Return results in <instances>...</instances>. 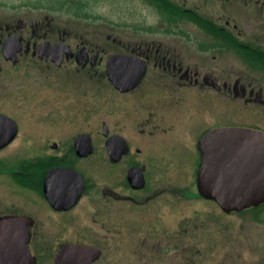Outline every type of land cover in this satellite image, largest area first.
Returning <instances> with one entry per match:
<instances>
[{
	"label": "flooded vegetation",
	"instance_id": "af4514ba",
	"mask_svg": "<svg viewBox=\"0 0 264 264\" xmlns=\"http://www.w3.org/2000/svg\"><path fill=\"white\" fill-rule=\"evenodd\" d=\"M90 1L102 0H0V115L7 119L0 122V160L9 162L5 177L14 196L0 201V264H116L118 241L136 229L133 225L143 220L138 216L147 210L166 230L171 197L180 202L190 187L197 189L203 135L219 128L213 126L214 108L204 107L205 128H211L194 137L195 146L185 144L194 129L182 124L179 111L171 121L168 103L184 89L235 91L229 75L225 90L219 88L213 71L203 74L185 66L181 56L162 45L119 52L143 59L147 70L133 90L117 91L118 132H113L105 117L104 49L59 38V13L91 16ZM143 1L162 24L172 26L193 16L198 28L212 32L214 42L198 44L199 53H215L218 60L221 52L236 50L245 60L264 62V44H251L242 34L263 27L255 18L264 17V0ZM208 4L212 9L204 12ZM151 67L161 73L155 75ZM75 71L97 81L94 99L79 82L74 103ZM148 85L160 87L153 91L155 105H150L157 112H147L140 120L137 113L148 105L151 93L138 92ZM197 110L190 115L196 118ZM172 136L183 148L193 149L187 162L176 160ZM248 149L239 162L231 156L227 163L245 169L247 174L239 179L261 190L264 161L251 154L261 146ZM171 176L184 185L171 186Z\"/></svg>",
	"mask_w": 264,
	"mask_h": 264
},
{
	"label": "rangeland",
	"instance_id": "374dc122",
	"mask_svg": "<svg viewBox=\"0 0 264 264\" xmlns=\"http://www.w3.org/2000/svg\"><path fill=\"white\" fill-rule=\"evenodd\" d=\"M146 3L143 0L90 1L91 16L59 13V38L74 46L90 44L101 47L105 51V60L119 52L132 53L140 47L145 50L162 45L181 56L185 66L199 69L203 74L213 71L219 78V88L224 90L223 83L229 75L232 80L230 82L235 86V91L231 93L226 94L223 90L220 93H206L196 89H179L177 100L168 103L170 118L180 116L179 120L184 126L194 129L191 139L187 138L185 144L195 146L197 139L194 137L211 128V124L205 128L207 122L202 112L204 107L214 108L217 124L213 126L264 131V62L258 64L245 60L236 50H228L226 54L221 52L218 60L214 59L218 56L215 53L201 54L198 44H212V32L198 28L193 16L179 18V22L172 26L162 24ZM211 9L208 4L203 11L210 12ZM255 19L264 22V17ZM242 34L251 44L254 41L256 44H264V25L260 30H243ZM152 69L154 68L151 67L150 72H155ZM155 73L158 76L161 72ZM154 80L159 84L163 82L160 78ZM74 82V103L79 82L87 86L90 98L94 99V84L97 81L87 80L83 75L78 76L75 71ZM151 87L148 85L138 90V95L151 93H148L150 96L146 100L148 105L137 113L140 120L147 112L156 111L150 105H155L153 102L156 100V92L153 91L160 90V87ZM103 95L106 120L111 130L118 132V94L108 78ZM182 95L187 99L181 100L179 97ZM183 103L185 106L178 108L177 104L182 106ZM196 107L198 110L194 118L190 111ZM176 111H179L177 115ZM230 112L232 115L229 118H221ZM159 114L162 116L163 113ZM201 114L203 120H199ZM189 140L192 141L188 143ZM171 145L178 154V162L185 163L193 156V149L183 148V143L174 136L171 138ZM9 167V162L0 160V201L14 199L5 177ZM83 168L85 169L82 171L87 174L86 167ZM171 177V186L184 185L185 182L180 181L177 176ZM188 191L190 193L187 198L180 202L171 197L166 230L161 223H158L161 226L157 225V216L150 210L138 216L143 220L133 225L136 229L129 230L125 238L118 241V253L113 256L118 259L116 264H264V220L256 221V214L250 212L226 215L215 202L200 199L193 186ZM151 222H155L156 227Z\"/></svg>",
	"mask_w": 264,
	"mask_h": 264
},
{
	"label": "water",
	"instance_id": "95a60500",
	"mask_svg": "<svg viewBox=\"0 0 264 264\" xmlns=\"http://www.w3.org/2000/svg\"><path fill=\"white\" fill-rule=\"evenodd\" d=\"M147 70L143 59L117 54L107 60V77L116 90L127 92L133 90L143 79ZM7 120L0 115V122ZM108 135V127H106ZM252 140L257 143L255 147L261 146V150L251 152L252 155L261 157L264 161V132L244 128H220L209 131L202 138L203 166L198 180L199 193L207 200L218 203L223 212H243L252 206L264 203V185H256L252 190L244 179L245 169L227 163L233 156L239 162L243 154L249 151ZM217 145L220 151H217ZM253 146V145H252ZM241 157V158H240ZM218 161H223L219 162ZM224 164V165H222ZM74 176L80 177L74 171ZM81 178V177H80ZM257 184V183H256ZM252 190V191H251Z\"/></svg>",
	"mask_w": 264,
	"mask_h": 264
},
{
	"label": "trees",
	"instance_id": "16d2710c",
	"mask_svg": "<svg viewBox=\"0 0 264 264\" xmlns=\"http://www.w3.org/2000/svg\"><path fill=\"white\" fill-rule=\"evenodd\" d=\"M173 19V18H171ZM253 213V214H256L255 217H256V221H263L264 220V206L263 207H260L258 209H251V210H248V211H245L243 213Z\"/></svg>",
	"mask_w": 264,
	"mask_h": 264
}]
</instances>
